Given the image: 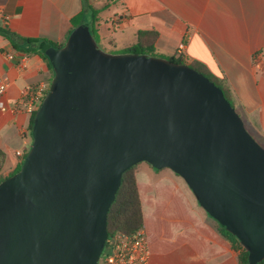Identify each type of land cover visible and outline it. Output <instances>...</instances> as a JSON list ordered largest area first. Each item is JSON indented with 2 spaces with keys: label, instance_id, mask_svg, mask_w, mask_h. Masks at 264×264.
Instances as JSON below:
<instances>
[{
  "label": "water",
  "instance_id": "water-1",
  "mask_svg": "<svg viewBox=\"0 0 264 264\" xmlns=\"http://www.w3.org/2000/svg\"><path fill=\"white\" fill-rule=\"evenodd\" d=\"M55 77L21 170L0 183V264H99L123 174L170 168L264 260V146L223 89L166 58L111 54L87 24L47 45Z\"/></svg>",
  "mask_w": 264,
  "mask_h": 264
},
{
  "label": "crops",
  "instance_id": "crops-1",
  "mask_svg": "<svg viewBox=\"0 0 264 264\" xmlns=\"http://www.w3.org/2000/svg\"><path fill=\"white\" fill-rule=\"evenodd\" d=\"M90 2L99 10L96 29L103 43L129 47L140 30H157L156 51L167 56L178 52L188 63L208 68L230 94L249 132L264 144V0ZM82 8L83 0H0V25L23 37L64 44L73 29L72 18ZM53 77L51 64L40 52L29 51L27 44L16 49L0 34V79L8 82L0 97V181L13 174L31 147V115ZM162 170L166 171L156 172ZM138 178L151 185L174 184L190 209L219 233L218 222L206 221L176 181L155 183ZM152 196L156 200L153 192ZM154 211L155 206L145 213L148 217ZM240 252L229 248L206 259L185 242L153 251L149 264H240Z\"/></svg>",
  "mask_w": 264,
  "mask_h": 264
},
{
  "label": "trees",
  "instance_id": "trees-1",
  "mask_svg": "<svg viewBox=\"0 0 264 264\" xmlns=\"http://www.w3.org/2000/svg\"><path fill=\"white\" fill-rule=\"evenodd\" d=\"M98 14L99 10L91 4L90 0H83L82 10L72 18V32L78 26L87 24L97 41L98 31L95 27V23L98 19ZM0 34L4 35L16 49H20V44L29 45V51L40 52L49 61L51 66L52 63L42 48H45L47 45L58 48L65 46V43L57 44L48 39L23 37L2 25H0ZM158 36L159 33L157 30H140L137 33L135 43L126 47L125 50L119 54L137 53L155 56ZM166 59L193 67L191 63H188L183 55L178 52L168 56ZM194 64L195 66L193 68L205 74L223 89L226 98L236 109L230 94L223 88L221 83L217 81L215 75L205 66L198 63ZM48 90L49 88L46 90L42 99L46 97ZM37 110L31 115V133ZM28 152L23 156L22 161L13 174L0 181V183L14 176L21 170ZM142 163L147 162L143 161L137 163L123 174L121 185L108 213L107 229L109 237L117 232L132 233L140 228H144L147 232L148 245L151 253L156 250H168L180 243L186 242L189 243L199 255L206 259L229 248L240 249L239 263L250 264L249 251L242 242L219 223V233H216L213 228L204 224L201 217L190 209L186 199L174 184L160 183L151 185L150 183L140 180L137 174V167ZM147 164L152 166L150 163ZM152 192L155 194L156 200L153 198ZM153 206H155L153 215L147 217L145 210ZM102 258L103 256H101L99 264H102ZM258 264H264V260Z\"/></svg>",
  "mask_w": 264,
  "mask_h": 264
},
{
  "label": "built area",
  "instance_id": "built-area-1",
  "mask_svg": "<svg viewBox=\"0 0 264 264\" xmlns=\"http://www.w3.org/2000/svg\"><path fill=\"white\" fill-rule=\"evenodd\" d=\"M183 47L182 44L181 48ZM7 87V80L0 79V97L5 94ZM106 247L107 253L101 260L102 264H149L150 262L151 252L144 228L132 233L117 232L113 236H108Z\"/></svg>",
  "mask_w": 264,
  "mask_h": 264
},
{
  "label": "rangeland",
  "instance_id": "rangeland-1",
  "mask_svg": "<svg viewBox=\"0 0 264 264\" xmlns=\"http://www.w3.org/2000/svg\"><path fill=\"white\" fill-rule=\"evenodd\" d=\"M99 19V17H98ZM98 19L95 23V27L96 24L98 22ZM97 41L98 44L100 45V47L107 53H111V54H119L121 52H123L125 50V44H105L102 42V40L99 38V35H97ZM155 56L157 57H162V58H167L168 56L165 54H161L158 50L155 52ZM191 65L194 67L195 64L191 63ZM218 83V82H217ZM220 84V83H218ZM241 115V114H240ZM250 128V126H248ZM262 146H264V144H261ZM166 171H159L156 172L157 169L153 168L152 166H150L147 163H142L137 167V171H139L138 175L140 178H143L145 180H148L150 182H159V181H176L178 184H180L183 188H184V192L188 194V198H189V202L190 204L195 207L197 210H199V213H201L204 217V219L206 221H210L209 223L211 225H217L216 222L211 219L212 217L205 212L206 210L202 207H200L201 205L198 203L193 191L191 190V188L189 187V185L187 184V182L180 176L178 175L176 172H174L172 169L170 168H164ZM153 170V171H152ZM153 172V173H151ZM156 172V173H154ZM187 191V192H186ZM200 205V206H199ZM107 253V247L104 248V251L102 253V256H104Z\"/></svg>",
  "mask_w": 264,
  "mask_h": 264
}]
</instances>
